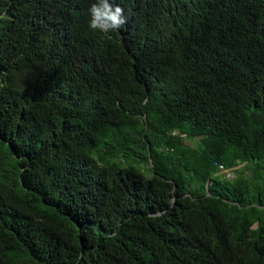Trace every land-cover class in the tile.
<instances>
[{"label": "trees", "instance_id": "16d2710c", "mask_svg": "<svg viewBox=\"0 0 264 264\" xmlns=\"http://www.w3.org/2000/svg\"><path fill=\"white\" fill-rule=\"evenodd\" d=\"M90 1L0 0V264H264V0Z\"/></svg>", "mask_w": 264, "mask_h": 264}, {"label": "clouds", "instance_id": "9594fccd", "mask_svg": "<svg viewBox=\"0 0 264 264\" xmlns=\"http://www.w3.org/2000/svg\"><path fill=\"white\" fill-rule=\"evenodd\" d=\"M93 3H94V0H91L89 5H88V15L91 12ZM112 3H113L114 8H117L122 4V2H120L119 0H112Z\"/></svg>", "mask_w": 264, "mask_h": 264}, {"label": "rangeland", "instance_id": "374dc122", "mask_svg": "<svg viewBox=\"0 0 264 264\" xmlns=\"http://www.w3.org/2000/svg\"><path fill=\"white\" fill-rule=\"evenodd\" d=\"M239 166H242V165H239ZM238 167V166H237ZM144 169V168H143ZM225 172H226V175H227V173H229V175H230V177H232V175H233V170L231 169V168H228V169H226V170H224Z\"/></svg>", "mask_w": 264, "mask_h": 264}, {"label": "built area", "instance_id": "2783aa9c", "mask_svg": "<svg viewBox=\"0 0 264 264\" xmlns=\"http://www.w3.org/2000/svg\"><path fill=\"white\" fill-rule=\"evenodd\" d=\"M226 176L230 177L229 173H227V175H226Z\"/></svg>", "mask_w": 264, "mask_h": 264}]
</instances>
